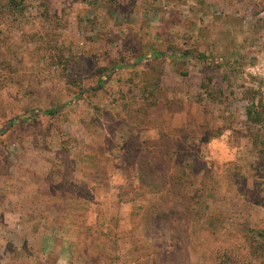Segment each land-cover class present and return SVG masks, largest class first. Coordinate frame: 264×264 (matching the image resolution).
I'll return each mask as SVG.
<instances>
[{
  "label": "rangeland",
  "instance_id": "1",
  "mask_svg": "<svg viewBox=\"0 0 264 264\" xmlns=\"http://www.w3.org/2000/svg\"><path fill=\"white\" fill-rule=\"evenodd\" d=\"M261 233L264 0H0V264H264Z\"/></svg>",
  "mask_w": 264,
  "mask_h": 264
},
{
  "label": "crops",
  "instance_id": "2",
  "mask_svg": "<svg viewBox=\"0 0 264 264\" xmlns=\"http://www.w3.org/2000/svg\"><path fill=\"white\" fill-rule=\"evenodd\" d=\"M95 183H97V182H95ZM98 188V187H97ZM78 190H77V193L76 194H78V197H80L81 198V194H83V191H82V189H81V187L79 186L78 188H77ZM91 194H94L96 191H98V190H95V192H94V188H92L91 187ZM50 191V196L47 198V201H49V202H52V201H61V199L60 198H58V195L57 194H59V190H57V191H54V189H52V190H49ZM89 191L87 190L86 191V193H88ZM78 197H74V199H75V202H78V201H80L81 202V199L79 200L78 199ZM92 198V200H91V204L92 205H95L96 203V200H94V196H92L91 197ZM96 199H98L97 197H96ZM92 210V209H91Z\"/></svg>",
  "mask_w": 264,
  "mask_h": 264
},
{
  "label": "trees",
  "instance_id": "3",
  "mask_svg": "<svg viewBox=\"0 0 264 264\" xmlns=\"http://www.w3.org/2000/svg\"><path fill=\"white\" fill-rule=\"evenodd\" d=\"M252 104H253V106H254V102H252ZM58 110H56V109H50V110H48V112L49 113H55V112H57ZM252 113H254V111L252 110V108H248V116L250 117V116H252ZM258 115V120H260V115L259 114H257ZM261 237H263V239L262 240H256V241H259L258 243V247L257 246H255V248H256V250L258 251V253H261V254H264V234L263 233H261V234H259ZM261 256H263V255H261ZM264 257V256H263Z\"/></svg>",
  "mask_w": 264,
  "mask_h": 264
}]
</instances>
